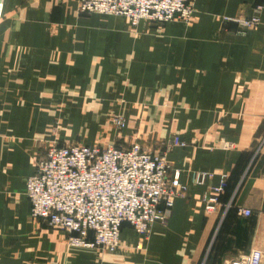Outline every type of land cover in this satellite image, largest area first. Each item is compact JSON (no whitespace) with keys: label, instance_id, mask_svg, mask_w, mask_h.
<instances>
[{"label":"crops","instance_id":"obj_1","mask_svg":"<svg viewBox=\"0 0 264 264\" xmlns=\"http://www.w3.org/2000/svg\"><path fill=\"white\" fill-rule=\"evenodd\" d=\"M79 1L4 0L0 264H229L254 249L264 264V0H195L189 23L137 26L81 13ZM258 4V29L240 34L223 19L252 15ZM118 114L126 120L120 133L111 123ZM175 135L190 144L168 148ZM135 138L168 149L187 187L143 245L124 223L114 252L74 247L65 231L31 216L26 182L52 143ZM196 170L214 177L198 185ZM221 173L228 185L218 210L207 212L203 194Z\"/></svg>","mask_w":264,"mask_h":264},{"label":"built area","instance_id":"obj_2","mask_svg":"<svg viewBox=\"0 0 264 264\" xmlns=\"http://www.w3.org/2000/svg\"><path fill=\"white\" fill-rule=\"evenodd\" d=\"M3 7L4 0H0V23ZM79 10L84 14L124 16L134 26L142 20L189 23L196 12L195 0H80ZM262 10L263 5L258 4L252 15L223 19L236 23L238 33L245 34L260 27ZM111 123L117 133L126 127L125 117L119 114ZM189 144L175 135L168 148ZM218 146L232 149L235 143L221 140ZM167 151L146 147L139 138L128 145L52 143L38 157L36 171L26 182L31 216L63 229L71 246L109 252L120 247L121 229L128 223L138 234L141 246L150 239L154 224L164 223L171 216L176 199L186 195L187 187L180 183L181 171L173 169ZM212 177L214 173L205 170H196L193 175L198 185H206ZM219 177V183L203 194L207 212L218 210L220 196L228 185V173ZM240 210L247 216L252 214L248 208ZM262 258V251L254 249L229 264H261Z\"/></svg>","mask_w":264,"mask_h":264},{"label":"rangeland","instance_id":"obj_3","mask_svg":"<svg viewBox=\"0 0 264 264\" xmlns=\"http://www.w3.org/2000/svg\"><path fill=\"white\" fill-rule=\"evenodd\" d=\"M61 230H63V229H61Z\"/></svg>","mask_w":264,"mask_h":264}]
</instances>
